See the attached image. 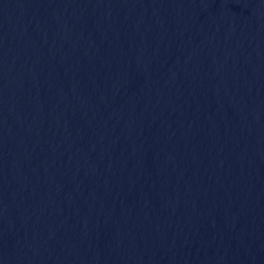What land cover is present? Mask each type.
Listing matches in <instances>:
<instances>
[{
    "label": "water",
    "instance_id": "obj_1",
    "mask_svg": "<svg viewBox=\"0 0 264 264\" xmlns=\"http://www.w3.org/2000/svg\"><path fill=\"white\" fill-rule=\"evenodd\" d=\"M0 264H264V0H0Z\"/></svg>",
    "mask_w": 264,
    "mask_h": 264
}]
</instances>
